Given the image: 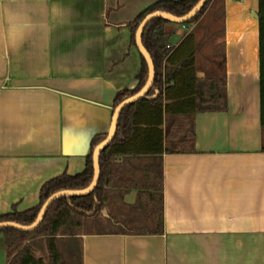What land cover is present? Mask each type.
I'll use <instances>...</instances> for the list:
<instances>
[{
    "label": "crops",
    "instance_id": "0c3cea01",
    "mask_svg": "<svg viewBox=\"0 0 264 264\" xmlns=\"http://www.w3.org/2000/svg\"><path fill=\"white\" fill-rule=\"evenodd\" d=\"M156 1L0 0V216L85 169L115 94L137 85L129 23ZM258 1L223 0L227 110L193 117V152L162 154V234L83 235L81 264H264ZM165 31L171 46L190 33ZM149 163L122 161L127 190L106 209L122 223L152 224L132 209ZM5 255L0 234V264Z\"/></svg>",
    "mask_w": 264,
    "mask_h": 264
},
{
    "label": "trees",
    "instance_id": "16d2710c",
    "mask_svg": "<svg viewBox=\"0 0 264 264\" xmlns=\"http://www.w3.org/2000/svg\"><path fill=\"white\" fill-rule=\"evenodd\" d=\"M199 0H158L141 11L130 23V43L135 45V31L145 16L164 12L184 16ZM221 4V36L223 35V0H207L204 7L183 24L156 18L150 21L141 35V41L151 57L155 77L147 95L126 106L117 121L112 142L99 157V181L94 190L81 197H62L47 209L41 223L32 232L12 228L0 230L5 241L6 264H70L63 252H72L77 244L78 264H81V237L88 234L158 235L163 232V173L159 162L164 153H191L194 151L193 117L197 113H219L227 110L224 72V44L214 47L211 57L200 65L196 59L197 43L188 33L175 46L169 44L167 24L190 28L198 22L209 6ZM259 24V94L260 122L264 128V0L258 1ZM219 54V60H215ZM140 70L135 88L117 92L113 99L112 114L117 105L135 95L145 85L147 65L140 56ZM216 66L215 70L210 67ZM157 92V93H156ZM156 94L155 98H149ZM165 125L163 129L162 126ZM107 133L95 136L90 144L85 169L76 175L62 174L45 182L39 192L38 204L28 210L1 215V222L27 226L33 223L44 202L54 193L64 190H83L93 177L92 153ZM264 151V147L262 148ZM140 157L149 158L145 170L150 181L134 184L139 190L134 211L152 221L149 227L128 228L106 212L112 202L121 203L127 190L123 180L122 161ZM122 189L123 191H120ZM119 191L120 193H116ZM118 195V196H117ZM96 231H88L87 229ZM117 228V229H116ZM114 229V230H111ZM82 231V232H81ZM38 250L47 252L48 262L37 257ZM71 252V253H70Z\"/></svg>",
    "mask_w": 264,
    "mask_h": 264
},
{
    "label": "water",
    "instance_id": "95a60500",
    "mask_svg": "<svg viewBox=\"0 0 264 264\" xmlns=\"http://www.w3.org/2000/svg\"><path fill=\"white\" fill-rule=\"evenodd\" d=\"M207 0H199L196 5L184 16L181 17H176L171 14H167L164 12H153L151 14H148L143 18V20L140 22L138 25L136 31H135V46L142 58L144 59L147 68H148V77L145 85L143 88L137 92L135 95H132L125 100H123L119 105H117L113 111L112 117H111V123L109 126V129L107 131V136L105 139L100 142L93 150L92 153V168H93V177L92 181L89 184V186L83 190H76V191H70V190H64V191H59L57 193H54L51 195L41 206L37 217L33 223L27 226L19 225L17 223L13 222H1L0 223V230L6 229V228H12L24 232H32L35 230L38 225L41 223L48 207L57 199L62 198V197H81V196H86L90 194L94 188L97 186L98 181H99V174H100V167H99V157L102 152L113 140L116 132V127H117V121L120 113L122 110L130 105L138 101L139 99L145 97L147 93L150 91L153 82H154V77H155V70H154V65L151 60L150 55L144 48L142 41H141V35L147 24L152 21L153 19L156 18H161L164 19L170 23L174 24H183L186 23L187 21L191 20L206 4ZM253 17L258 19V14L257 13H252ZM157 93V92H156ZM156 94L149 97V98H155Z\"/></svg>",
    "mask_w": 264,
    "mask_h": 264
},
{
    "label": "rangeland",
    "instance_id": "374dc122",
    "mask_svg": "<svg viewBox=\"0 0 264 264\" xmlns=\"http://www.w3.org/2000/svg\"><path fill=\"white\" fill-rule=\"evenodd\" d=\"M221 13V4L216 1H214L207 11L203 14L201 19L193 24L190 28H181V26L174 25L176 29H179L180 31L186 32L190 30L189 32L194 35L196 43H197V50H196V59L200 65V68L205 63V60L207 57H211V53L214 47L218 46L221 42V19L220 14ZM171 40H174L172 38ZM215 60H219L220 56L219 54L216 55ZM211 66V64H210ZM212 70L216 69V66L210 67ZM107 213H110L106 211ZM117 220V219H116ZM120 221V220H118ZM121 222V221H120ZM128 228H135V227H141L139 224L137 225H129L125 224ZM148 227V226H144ZM117 229V228H116ZM88 231H96L95 229H87ZM114 230V229H111ZM82 232V231H81ZM2 234V233H0ZM73 257L69 256V252H63L64 258L70 262V264H78V252H77V244L75 243L73 247ZM71 253V252H70ZM37 257H42L48 262V254L47 252H43L38 250L36 252Z\"/></svg>",
    "mask_w": 264,
    "mask_h": 264
}]
</instances>
